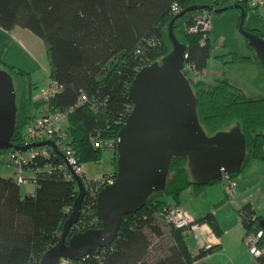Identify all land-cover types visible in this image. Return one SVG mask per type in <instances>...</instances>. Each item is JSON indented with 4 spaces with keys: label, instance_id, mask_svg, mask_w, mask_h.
Wrapping results in <instances>:
<instances>
[{
    "label": "trees",
    "instance_id": "obj_1",
    "mask_svg": "<svg viewBox=\"0 0 264 264\" xmlns=\"http://www.w3.org/2000/svg\"><path fill=\"white\" fill-rule=\"evenodd\" d=\"M175 5L178 13L174 12ZM231 5L243 6L246 13L248 0H0V26L6 31L27 29L44 41L51 80L61 88L49 106L60 111L74 108L67 131L70 146L82 165L98 163L104 152H114L115 173L104 179L115 180L116 142L134 107L129 93L132 82L143 67L161 62L173 51L169 26L178 14L191 6L208 7L177 18L174 30L186 46L183 72L196 95L199 121L206 134L211 137L240 124L247 139L242 171L231 174L236 179L251 161H264V97H250L229 79L214 84L204 80L202 75L213 58L211 31L192 30L200 14H213ZM252 32L264 39L263 32ZM247 45V56L233 54L229 60L227 55L216 59L227 67L257 65L264 71L248 40ZM0 68L7 70L15 83L18 114L12 143L23 146L26 126L32 119L30 106L36 84L25 69L2 60ZM83 95L87 100L78 105ZM49 150L48 156L23 165L24 171L36 173L33 195L23 197L15 178L0 175V264H41L44 254L58 243L71 215L79 195L78 185L67 177L64 158ZM12 151L16 150H0V159ZM187 165V157H174L166 189L153 193L141 210L126 215L114 242L92 252L82 264H193L214 253L217 247L201 249L194 255L185 230L172 224L170 243L162 242L166 230L161 219H165L168 206L182 205L181 197L187 190L192 189L198 196L206 186L222 181L220 178L207 185H193ZM239 214L245 239L264 230V217L257 215L251 203ZM208 223L218 232L211 218ZM102 226L96 200L87 196L72 234ZM259 246L264 248V235ZM257 264H264V253L257 257Z\"/></svg>",
    "mask_w": 264,
    "mask_h": 264
},
{
    "label": "water",
    "instance_id": "obj_2",
    "mask_svg": "<svg viewBox=\"0 0 264 264\" xmlns=\"http://www.w3.org/2000/svg\"><path fill=\"white\" fill-rule=\"evenodd\" d=\"M233 9L241 10L239 29L264 67V39L245 28V8L231 5L214 12L221 14ZM199 10L209 8L191 6L172 20L169 35L173 51L161 62L143 67L132 82L129 93L134 107L118 135L117 175L112 184L101 189L97 198V215L102 228L72 234L80 221L88 192L55 142L46 140L23 146L12 143L18 114L17 91L12 75L0 68V150L27 153L50 147L64 158L79 188L59 241L44 254L41 264H58L61 258L82 261L92 252L109 247L123 218L141 210L153 193L166 189L174 157L188 158L189 181L193 185H207L223 174L242 171L247 158V139L241 125L208 136L199 121L196 95L183 72L186 46L175 34V21L186 13Z\"/></svg>",
    "mask_w": 264,
    "mask_h": 264
},
{
    "label": "crops",
    "instance_id": "obj_3",
    "mask_svg": "<svg viewBox=\"0 0 264 264\" xmlns=\"http://www.w3.org/2000/svg\"><path fill=\"white\" fill-rule=\"evenodd\" d=\"M28 31L29 30L22 28H15L13 31H6L0 26V60L15 67L19 66L18 68L25 69L36 77L39 76V73L42 78L46 76L50 77L51 67L46 46L45 44H41V42L32 36L33 34H29ZM208 69L209 66L202 75L204 80L208 79ZM50 82L52 83L53 81L50 79ZM33 102L38 108H40L42 114L44 105L41 104L42 101L39 96L34 97ZM111 153L113 166L108 173H105L102 176L100 175V177L93 179L88 177L84 165L85 174L89 179L99 180L105 175L112 176L115 173V155L114 152L111 151ZM8 164L14 167V169L9 175L3 176L7 178H15L18 171L15 166L10 163V160L8 161ZM24 175L31 179L36 177V173L33 171H25ZM221 183L223 186L221 184V186H219V184H216L215 186H206L198 196L192 189L186 191L194 197V200L193 198L191 199L192 202L195 204L198 203L199 207H197L196 212L201 215L198 218L195 213H190L199 221L201 219L205 220V222L200 221L202 233L194 235V240H196L198 246L194 249L187 240L191 252L194 255H197L201 249H208L210 247L218 248L214 253L193 264H257V258H254L245 246V228L239 214V211L246 204L251 202L249 199V190L238 191V194L233 196L226 192L223 181ZM35 191L36 186L27 189V192L25 193H23L21 189L23 197L33 195ZM203 196L212 200L213 205L211 207H209L210 202L207 203L206 208L202 207L201 198ZM252 205L254 206L257 215L264 217V209L255 202H253ZM182 206H184L183 203ZM210 218L215 224L218 232H214L213 225L208 223V219Z\"/></svg>",
    "mask_w": 264,
    "mask_h": 264
},
{
    "label": "rangeland",
    "instance_id": "obj_4",
    "mask_svg": "<svg viewBox=\"0 0 264 264\" xmlns=\"http://www.w3.org/2000/svg\"><path fill=\"white\" fill-rule=\"evenodd\" d=\"M240 20L241 10L239 9L229 10L221 14H212L211 43L213 46V58L210 59L211 61H209L208 64L209 75H207L208 79L206 81L211 84H214L220 79H229L233 84L244 89V91L250 97L262 98L264 97V71L260 67H258L257 65H230L227 67L216 59L217 57L227 55V57L225 58L229 60L231 59L230 56L233 54H240L244 56L250 54V50L247 45V39L243 36L239 29ZM245 28L251 31L253 29H256L264 33V15L259 14L251 8H248L245 15ZM28 32L29 34H33L30 31ZM32 36L37 38V40H39L41 44H45L41 38L37 37L34 34ZM39 76H31L32 81L36 84L32 92L33 98L40 96L41 90L43 88L49 87L51 83V74L50 77L46 76L42 78L41 74L39 73ZM30 113L31 117L35 118H38L42 115L40 108H38L35 103L30 106ZM61 125V127L67 129L69 123L65 121ZM9 160V154L5 155L2 159H0L1 176L9 175L14 169V167L8 164ZM112 166L113 163L111 151L104 152L103 158L100 162L85 165L87 175L92 179L100 177V175L102 176L105 173H108ZM102 179H104V177L96 181H101ZM236 181L238 184V191L241 192L249 190L248 193L250 195V203L253 204V202H255L264 209V161H251L249 164H247L240 176L236 178ZM221 182L222 181H218L211 186H215L216 184H219V186H221ZM35 186L36 184L34 182H30L27 184H22L21 189L22 192L25 193L27 192V189ZM181 198L184 207L189 212L195 213V215H197V217L199 218L201 214H197L196 212L197 207H199L198 203L195 204L191 200L192 198L194 200V197H192L189 192H185ZM207 199L208 198L204 196L201 198L203 208H206L207 203L209 202V207L213 205L212 200L210 198L208 200ZM161 223L166 230V235L162 239V242L163 244H168L171 241L169 234V223L165 219H161ZM194 237L195 236L193 235L189 236L187 237V240L190 245L195 249L198 244L196 243V240H194ZM245 246L247 247L246 243Z\"/></svg>",
    "mask_w": 264,
    "mask_h": 264
},
{
    "label": "built area",
    "instance_id": "obj_5",
    "mask_svg": "<svg viewBox=\"0 0 264 264\" xmlns=\"http://www.w3.org/2000/svg\"><path fill=\"white\" fill-rule=\"evenodd\" d=\"M248 8H251L259 14L264 15V0H248ZM174 12H179L178 5L174 6ZM211 16L212 12L208 11L200 14L197 19V26L192 30L198 31L201 29L204 32H210ZM202 42L204 43V41ZM60 89L61 88L57 83L52 82L49 87L43 88L41 90V95L39 96V98L44 105V109L40 117H32V119L28 122L25 133L26 144L33 142H42L46 140H52L53 142H55L60 152L68 158L74 172L78 176H80L85 183L88 192L87 196L95 199L97 203L98 194L101 189L106 185L112 184L114 180L111 178L102 179L100 183L95 184L92 183V180H90L85 174L84 165L80 163L79 158L70 146V134L68 133L67 129L61 127L62 123H64L65 121L68 122L69 114L73 111L74 108H71L67 111H60L53 110L49 106L50 100L56 97ZM86 100L87 97L83 95L80 98L78 105L83 104L84 102H86ZM49 149L51 148L41 147L33 149L32 151L27 153L12 151L9 154L10 163H12L18 171L15 179L19 184L22 185L33 182L31 178L24 175L25 171L23 169V165L33 161L36 157L48 156L50 153ZM67 177L74 180V177L69 168L67 171ZM221 178L225 185L226 192L229 195L236 196L238 194V184L236 179H234L231 174H223ZM165 219L169 224H172L177 228L184 229L187 237L202 233L201 224L198 222L195 216H193L182 205H177L174 203L170 204L166 210ZM98 220L100 219L98 218ZM263 235L264 230H261L258 234L251 235L245 239V243L250 253L256 258L260 257L264 253V248H261L259 246V241L263 237ZM86 258H84L83 260H85ZM82 261H75L70 258H61L58 264H82Z\"/></svg>",
    "mask_w": 264,
    "mask_h": 264
}]
</instances>
